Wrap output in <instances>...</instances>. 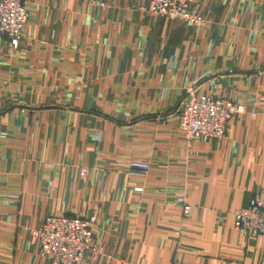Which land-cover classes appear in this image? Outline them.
I'll return each mask as SVG.
<instances>
[{
    "label": "crops",
    "instance_id": "0c3cea01",
    "mask_svg": "<svg viewBox=\"0 0 264 264\" xmlns=\"http://www.w3.org/2000/svg\"><path fill=\"white\" fill-rule=\"evenodd\" d=\"M147 5L26 0L18 48L0 37V264H49L31 233L52 216L95 220L83 264H261L233 213L264 187V0H202L197 26ZM189 92L244 111L187 143Z\"/></svg>",
    "mask_w": 264,
    "mask_h": 264
},
{
    "label": "built area",
    "instance_id": "2783aa9c",
    "mask_svg": "<svg viewBox=\"0 0 264 264\" xmlns=\"http://www.w3.org/2000/svg\"><path fill=\"white\" fill-rule=\"evenodd\" d=\"M200 4L201 0H148L146 11L197 26L202 23ZM25 5L26 0H0V37L6 38L13 49L18 48L29 22ZM243 111V106L225 97H196L189 92L179 105V129L187 143L220 140L226 134L229 120ZM128 171L146 177L151 165L132 162ZM177 202L188 217L191 206L185 197L179 196ZM233 218L234 228L244 236L264 237V187L256 190L249 205L236 210ZM94 221L83 217L46 218L41 228L31 233L39 256L49 264H83L87 256L90 260L97 259L102 248L94 241ZM171 264L183 263L176 260ZM261 264H264V251Z\"/></svg>",
    "mask_w": 264,
    "mask_h": 264
},
{
    "label": "rangeland",
    "instance_id": "374dc122",
    "mask_svg": "<svg viewBox=\"0 0 264 264\" xmlns=\"http://www.w3.org/2000/svg\"><path fill=\"white\" fill-rule=\"evenodd\" d=\"M201 1H202V0H201ZM79 217H80V216H79ZM65 218H69V217H65ZM83 218H85V217H83ZM87 219H88V218H87ZM89 219H91V218H89ZM44 221H45V220H44ZM94 224H95V221H94ZM93 231H94V229H93ZM86 258H88V256H87ZM86 258H85V259H86ZM98 258H99V257H98ZM98 258H97V259H98ZM95 260H96V259H95Z\"/></svg>",
    "mask_w": 264,
    "mask_h": 264
}]
</instances>
